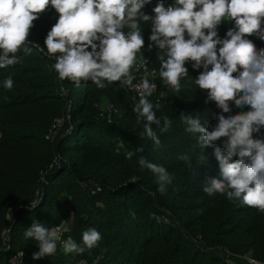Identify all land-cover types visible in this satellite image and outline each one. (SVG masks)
I'll return each instance as SVG.
<instances>
[{"label":"trees","instance_id":"trees-1","mask_svg":"<svg viewBox=\"0 0 264 264\" xmlns=\"http://www.w3.org/2000/svg\"><path fill=\"white\" fill-rule=\"evenodd\" d=\"M172 2L165 0L166 6ZM155 4L152 0L144 11L151 14ZM57 16L49 8L34 21L29 41L44 47ZM231 26H219L221 38ZM150 28V23L141 25L142 52L157 71L158 92L152 97L172 92L171 100L154 108L161 118L160 127L153 125L160 147L145 136L133 101L119 82L99 89L91 81L80 86L61 81L52 68L55 59L37 48L30 54L18 52L15 65L0 69V238L4 230L9 233V242L0 246V264H11L17 252L23 253L17 264H222L226 249L250 251L264 260V212L203 191L207 177L220 175L213 154L220 142L201 148L196 136L185 131L180 115L198 116L214 126L220 110L214 102L206 104L207 94L192 83L199 72L190 63L179 92L162 83L160 50L147 47ZM248 38L257 49L264 48L258 37ZM9 76L12 89L3 85ZM105 103L117 109L111 121L99 116V106ZM238 111L232 106V114ZM163 116L172 121L166 131H161ZM60 117L64 121L55 138L46 139ZM141 147L143 152H137ZM55 156L58 161L49 167ZM140 157L175 177L164 193L158 191L153 174L140 166ZM10 209L12 222L6 219ZM62 221L69 222L66 236L81 247L82 233L90 228L97 229L101 239L81 253L65 254L57 245L54 255L34 259L39 247L25 238V231L33 222L52 228Z\"/></svg>","mask_w":264,"mask_h":264},{"label":"clouds","instance_id":"clouds-1","mask_svg":"<svg viewBox=\"0 0 264 264\" xmlns=\"http://www.w3.org/2000/svg\"><path fill=\"white\" fill-rule=\"evenodd\" d=\"M151 4L152 0H0V69L15 65L18 52L30 54L37 48L55 59L52 68L61 81L76 86L91 81L99 89L119 82L122 88L135 90L137 123H143L145 136L160 147L153 129L161 126L154 110L160 103L154 105L149 99L157 86L147 77L133 85V68L147 70L141 25L150 23L147 47L160 50L162 83L179 92L190 63L199 72L192 83L207 94L206 104L214 102L220 110L214 126L198 116L180 114L185 131L196 136L201 148L220 142L213 153L220 175L207 177L203 191L264 212V48L257 49L248 38L264 41V0H173L167 6L165 0H156L149 14L144 9ZM49 8L58 16L41 47L28 37L33 22ZM225 22L232 26L221 38L218 29ZM3 85L12 89L14 80L9 76ZM232 106L240 111L232 114ZM162 120L161 131H166L172 121L168 116ZM138 163L153 174L161 193L173 183L175 177L164 166L143 157ZM24 236L39 247L34 259L54 255L61 241L58 227L47 228L40 222H33ZM100 239L101 233L90 228L82 233L84 247L69 236L62 248L65 254L81 253Z\"/></svg>","mask_w":264,"mask_h":264},{"label":"built area","instance_id":"built-area-1","mask_svg":"<svg viewBox=\"0 0 264 264\" xmlns=\"http://www.w3.org/2000/svg\"><path fill=\"white\" fill-rule=\"evenodd\" d=\"M139 55L140 54H138V58H139ZM133 74L136 77V79L133 81V85L139 83L142 77H147L150 82L155 83L157 86L153 95L158 92L157 91L158 90L157 71H156V68H154L153 66H151L149 64V62L147 64V70L146 71L144 69H141L140 71H136V69L134 67L133 68ZM122 90L133 101V109H134L135 105L138 103V96H137L135 90L130 91V89H128L127 87L122 88ZM162 93H163V95H161ZM171 97H172V92L161 91L158 95H156L155 97H150L149 99L152 102H155V104L157 102H159L160 105H162V104H166L169 100H171ZM116 112H117V109L112 103H105V104H102L99 106V116L106 118L107 121H111L112 115ZM67 118H68V115H67ZM63 121H64L63 117L55 119V122L52 124L51 128L47 132L45 138L49 139V140H53L56 136L57 128L60 125H62ZM57 161H58V158L55 156L53 159V162L49 165V167H51ZM82 185L84 187L87 186L86 183H82ZM97 190H99V188H97ZM92 192H94V190H92ZM38 195H39V191L37 190L35 192V196L38 197ZM34 203H35V200H34L33 204ZM6 219L9 222H12L13 212L11 209L7 212ZM164 219H165V221H169L168 218H166V217ZM54 227H58L60 229L61 241L57 242V245L62 247V241L68 238L66 236V234L69 230V227L66 226V221H62V222L56 224L55 226H53L52 228H54ZM8 242H9V233H8V230H4L1 234L0 246H5ZM18 253H22V252H17L15 255H13L10 258L11 264H17L18 262L21 261L22 256L18 255ZM221 257H222V264H264V260H260V259L256 258L250 251L242 252V253H236V252H233L231 250L226 249V250H223ZM79 264H87V263L84 260H80Z\"/></svg>","mask_w":264,"mask_h":264},{"label":"rangeland","instance_id":"rangeland-1","mask_svg":"<svg viewBox=\"0 0 264 264\" xmlns=\"http://www.w3.org/2000/svg\"><path fill=\"white\" fill-rule=\"evenodd\" d=\"M66 226L69 227V222L68 221H66Z\"/></svg>","mask_w":264,"mask_h":264}]
</instances>
